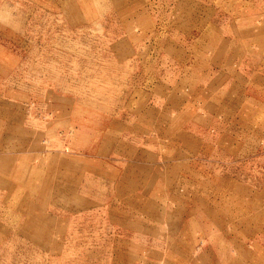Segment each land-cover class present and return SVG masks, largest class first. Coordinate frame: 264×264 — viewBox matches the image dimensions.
<instances>
[{
	"label": "rangeland",
	"instance_id": "1",
	"mask_svg": "<svg viewBox=\"0 0 264 264\" xmlns=\"http://www.w3.org/2000/svg\"><path fill=\"white\" fill-rule=\"evenodd\" d=\"M0 264H264V0H0Z\"/></svg>",
	"mask_w": 264,
	"mask_h": 264
}]
</instances>
